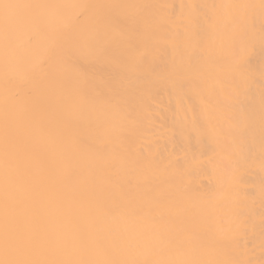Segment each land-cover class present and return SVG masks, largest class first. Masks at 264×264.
Wrapping results in <instances>:
<instances>
[{"label": "bare ground", "instance_id": "6f19581e", "mask_svg": "<svg viewBox=\"0 0 264 264\" xmlns=\"http://www.w3.org/2000/svg\"><path fill=\"white\" fill-rule=\"evenodd\" d=\"M0 264H264V0H0Z\"/></svg>", "mask_w": 264, "mask_h": 264}]
</instances>
